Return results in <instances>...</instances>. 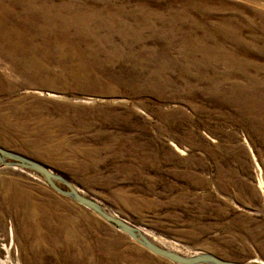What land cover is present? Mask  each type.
<instances>
[{"label":"rangeland","instance_id":"obj_1","mask_svg":"<svg viewBox=\"0 0 264 264\" xmlns=\"http://www.w3.org/2000/svg\"><path fill=\"white\" fill-rule=\"evenodd\" d=\"M51 1L56 4L59 0ZM157 1L148 5L150 20L155 13L169 16L179 5L178 0ZM121 2L127 10L140 5V0H117V4ZM192 3L199 5L203 14L210 16L209 20L231 14L238 17V23L251 27L241 28L239 33L246 42L251 41L246 57L251 65L255 61L260 63L254 64L259 68L256 77L264 80V59L255 49L259 43H252L264 37V0H192ZM89 6L101 7L96 3ZM198 15L202 14L198 12ZM73 29L69 24L66 33L76 48L86 57L93 55L106 70L112 69V77L119 75L121 69L120 73L127 75L133 67L143 66L139 67L136 81L141 89L143 84L139 77L158 67L159 50L154 52V63H136L132 58L138 46L120 47L119 34L88 41L87 32L77 33ZM103 33L100 31V35ZM191 34H198V31ZM48 42H43L42 35L31 36L28 47L38 57L43 51H55V46ZM145 44L149 48L155 45L150 39ZM6 49L9 53V44ZM169 51L172 55H180L176 44ZM2 54L0 52L1 147L35 159L62 174L81 193L140 226L163 247L185 254L206 251L246 264H264V187L257 185V167L264 181L263 102V108L245 111L243 116L234 107L207 99L204 94L196 98L182 95V98L170 96L162 100L151 92L131 95L117 79L106 80V71L97 82L87 84V65L80 72L76 62H68L72 60L44 61L45 64L39 60L36 64L25 65L26 68L37 67L36 72H42L39 67L47 64L53 66V73L59 67L76 69L73 80L57 78L49 85L47 80L51 75L47 71H43L39 79L28 78L24 71L11 67L10 58ZM138 57L153 59L146 52ZM170 67L165 74L175 77L178 69L175 65ZM229 81L246 83L237 77ZM263 82H260L262 87ZM191 83L193 87H200L194 80ZM67 85L71 88L64 90ZM253 92L249 94L254 97L264 95ZM99 106L113 109L106 112ZM92 107L99 112L87 114V109ZM30 108L36 112L27 113ZM172 111L176 112L171 114ZM161 112L168 114L163 113L161 117ZM75 118L86 122L90 119V125L62 124L66 120L75 121ZM16 121H29L33 128L44 132L39 145L42 151L48 152L49 158L33 154L29 144L19 142L20 133L10 132L12 122ZM41 121L45 124L41 125ZM163 121H168V129L171 127L170 136L156 132ZM139 131L144 132L143 136L138 135L141 141L151 140L148 141L151 149L117 140ZM153 132L157 136L152 141ZM148 134L150 138L145 137ZM10 184L12 190L7 193L11 198L20 194L18 200L22 196L28 202L45 205L38 212L39 220L54 228L53 241L49 237L48 240L54 247H57L58 237L60 242L67 241V245L70 241L73 251L82 255L77 261L85 264H178L151 253L90 209L56 192L32 169L0 164V189ZM10 218L7 219L9 227L0 231V246L2 243L4 247H0V264H26L28 258L21 243L20 229ZM5 251L6 256H3Z\"/></svg>","mask_w":264,"mask_h":264},{"label":"bare ground","instance_id":"obj_2","mask_svg":"<svg viewBox=\"0 0 264 264\" xmlns=\"http://www.w3.org/2000/svg\"><path fill=\"white\" fill-rule=\"evenodd\" d=\"M152 1L158 2L157 0H140L138 7L127 10L122 2V4H117V0H59L56 4L51 0H0V48H2L0 52L3 53L4 58H10L11 67L19 72L24 71L28 78L36 77L39 79L42 77V72L47 71L51 75L47 80L49 85H52L57 78H64L68 81L73 80L76 69L59 67L60 69L53 73V71L51 72L53 66L47 64L44 67L42 65L44 61L51 63L72 60L68 62H76L78 68H81L79 69L80 72L81 70L84 71L83 68L87 65V84L97 82V78L106 71V80L117 79L124 84L127 92L131 95L140 92H151L162 100L170 96L182 98V95H186L190 98H196L198 95L204 94L207 99L211 100L212 98L219 104L221 101L234 107L243 116L245 111L249 112L254 108L260 109L262 107L264 95L252 96L253 91L264 93V86H260V82L264 80L256 77L259 68L254 65L260 63L255 61L251 65L250 59L246 57L250 45H252L249 43L251 41L246 42L239 33L241 28H251L248 24L238 23L236 20L238 17L231 14L218 15L217 19L209 20L210 16L204 15L200 6L192 3V0H178V7L172 9L169 16L164 17L155 13L150 16L152 19L150 20L148 18V5ZM94 3L99 4L100 9L90 8L89 5ZM85 4H87V8H85ZM168 5L171 6L170 1ZM198 12L202 15H198ZM191 13L199 17L193 16ZM52 18H54V21H52ZM156 23H159L160 26L158 27ZM69 24L73 25V30L77 33H82V30L87 32L88 41L99 36L109 39L112 34H119L120 47L138 46L136 55L132 58L136 63L153 61L155 50H159L161 56L156 59L158 67L139 77L143 84H141V89L137 87L136 81H138L137 75L141 69L139 67L143 66L133 67L131 73L127 75L120 73L123 72V69H121L118 72L119 75L112 77V69L108 68L106 70L93 55L86 57L83 51L76 48L75 43L70 40L66 33ZM100 31L104 33L100 35ZM195 31H198V34H191ZM37 35H42L44 43L51 42L54 38L51 45L55 46V51H40L41 54L38 57L34 56L28 46L31 43V36ZM191 35L195 37L191 38ZM147 39L154 41L155 45L150 48L147 47L145 44ZM252 43H259V47L255 46V49H257L256 52L262 54L264 59V37H259L258 41ZM8 44L10 45L9 53L6 49ZM173 44L179 46V56L170 53L169 49ZM227 44L229 45L228 48ZM114 49H118V46ZM143 52L148 53L153 59L148 61L143 58L142 60L141 57H138V54L142 55ZM39 60L41 63L43 62L41 64L43 67H39L42 72H36L37 67L35 66L25 67V65L36 64ZM173 65L178 69L175 77L165 74L166 70ZM29 69H32L33 72ZM258 75L260 76V74ZM231 77L241 78L246 83L234 84L229 81ZM190 79L194 80L195 84L200 87H193ZM70 86L67 85L63 89L68 90L71 88ZM87 87L89 88V86ZM108 92L114 91L108 90ZM47 93L48 95H55L51 92ZM99 108H103L106 112L113 109H107L104 106H99ZM199 108L201 107L199 106ZM90 111L92 114L99 112L96 111L95 107L87 109V114ZM28 112L32 113L36 110L33 111L30 108ZM59 112H61L60 109ZM174 112L176 111H172L171 114ZM163 113L168 114V112H161V117H164ZM89 120L87 119L86 122L75 118V121L63 120L62 124L66 126L75 124L81 127L87 125L88 127L90 125ZM12 123L10 132L21 134L20 143L29 144L32 147V153L35 155L45 158L49 156L48 152L42 151L41 144L39 145L41 137L42 139L44 137V132L39 128H33L29 121ZM262 123L264 124V121ZM44 124L41 121V125ZM161 125L156 132H163V134L170 136L171 127H169V130L168 121H163ZM29 126L32 128H29ZM156 134L154 133V136L148 134L145 137L150 138L151 136L153 141V139H156ZM261 134L264 135V128H262ZM138 135L143 136L144 132H135L134 135L117 140L118 142L128 141L134 147L149 146V149H151L150 142H148L151 140L141 141ZM173 145L179 149L178 146ZM179 150L182 152V149ZM257 168V185L264 187V181L260 175L261 169ZM141 230L145 235H148L145 230ZM150 238L155 242L153 237Z\"/></svg>","mask_w":264,"mask_h":264},{"label":"water","instance_id":"obj_3","mask_svg":"<svg viewBox=\"0 0 264 264\" xmlns=\"http://www.w3.org/2000/svg\"><path fill=\"white\" fill-rule=\"evenodd\" d=\"M0 164L6 166H19L29 168L39 173L45 182L56 192L71 198L75 202L90 209L104 221L111 224L119 231L125 233L133 241L143 246L151 253L164 257L178 264H246L244 261H237L219 257L206 251H198L189 254L180 253L153 242L143 233L141 227L129 222L127 219L110 212L96 199L81 193L78 187L74 186L65 176L53 171L45 164L29 158L15 151L0 146ZM61 183L63 186L58 185Z\"/></svg>","mask_w":264,"mask_h":264},{"label":"crops","instance_id":"obj_4","mask_svg":"<svg viewBox=\"0 0 264 264\" xmlns=\"http://www.w3.org/2000/svg\"><path fill=\"white\" fill-rule=\"evenodd\" d=\"M4 89L1 88V90L5 91ZM5 188L6 187L0 189V231L3 232V230L9 227L7 226L9 220L8 217H12L10 220L13 221L16 228L20 229L21 243L24 246L28 263L85 264V262L82 263L81 261H77V259H82V255H77V252L73 251L70 241H68L67 245V241L60 242L58 237L57 247H54L53 242L48 240L49 237L53 241L52 234L55 233L53 232L54 228L52 227V224L50 225L49 223H46L47 225H45L44 222L39 220L41 215L39 214L38 209L45 208V205L41 206L38 203L28 202L27 199L23 200L22 196L18 200L17 196H20V194H14L11 198V195L7 192H11L12 184L6 189ZM15 201H19V203H16ZM49 232H51V234H49ZM43 239L45 241L40 242V240ZM29 242L30 244H28ZM31 244L32 247L29 248V245ZM0 247L4 249L2 243ZM60 248L62 251L60 250L61 252H58ZM66 248L67 250H65ZM3 256H6V251ZM86 258V256L85 258L83 257V260L85 261ZM27 262L26 264H28Z\"/></svg>","mask_w":264,"mask_h":264}]
</instances>
